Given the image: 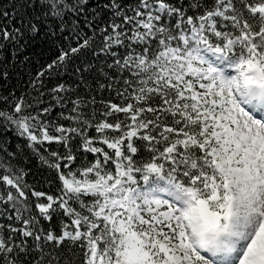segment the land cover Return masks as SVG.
I'll return each instance as SVG.
<instances>
[{"label":"snow or ice","instance_id":"6c2138e0","mask_svg":"<svg viewBox=\"0 0 264 264\" xmlns=\"http://www.w3.org/2000/svg\"><path fill=\"white\" fill-rule=\"evenodd\" d=\"M9 7L0 264H264V0Z\"/></svg>","mask_w":264,"mask_h":264},{"label":"trees","instance_id":"16d2710c","mask_svg":"<svg viewBox=\"0 0 264 264\" xmlns=\"http://www.w3.org/2000/svg\"><path fill=\"white\" fill-rule=\"evenodd\" d=\"M10 0H0V8H8L9 11H11L10 7ZM12 87H16L18 90L22 88V85L18 83V79L15 75L12 76L11 80L8 82L7 86L5 85L4 81H0V93L2 94H6L7 90L12 88ZM34 171H36L34 169ZM47 175V173H41L39 171H36V175L34 177L35 180H38L40 182L39 185H37L38 187L40 185H43L44 190L48 191V186L44 183V177ZM31 182V180H30ZM65 255L67 256H75V259L73 261V264H79V255L78 253L75 254H70V253H65Z\"/></svg>","mask_w":264,"mask_h":264}]
</instances>
